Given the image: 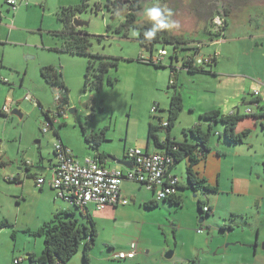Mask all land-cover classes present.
<instances>
[{
	"label": "rangeland",
	"instance_id": "374dc122",
	"mask_svg": "<svg viewBox=\"0 0 264 264\" xmlns=\"http://www.w3.org/2000/svg\"><path fill=\"white\" fill-rule=\"evenodd\" d=\"M107 1L90 0L86 11L76 17L88 23L81 29L90 35L91 53L118 58L117 69L109 72L118 77V83L112 87L104 85L100 91H89L84 90L88 58L61 50L62 39L56 35L63 29L58 19L61 9L76 6L81 0H26L17 9H11L6 0H0V111L4 112V106L8 108L5 115H0V152L5 160L0 166V213L10 224L0 228V264H28L27 252L34 250L35 243L43 246V238L32 232L51 218L53 199L62 203L66 210L73 211L80 224L88 225L82 211L56 198L49 186L48 168L55 161V143L63 141L77 160L82 161L93 155L84 140L83 128L88 133L106 128L100 150L122 157L125 145L145 148L150 122L159 125L167 121L169 97L173 92V88L168 87L172 46H165L168 54L162 61L164 67L156 68L139 61V57L148 58L150 54L138 42L139 31L130 28L126 37L114 32L124 20L127 5L112 13L106 7ZM139 1L142 9L136 13V23H149L144 9L153 6L156 0ZM96 5L99 6L97 10ZM160 6L172 10L171 19L176 26L167 29L170 34L188 39L191 46L199 45L202 58L216 57L215 65L206 66L214 74H189L180 69L182 56L190 54L191 50L179 52L178 61L173 60L183 108L171 128V137L176 141L185 140L182 130L198 123L207 128V122L199 117L211 109H219L222 113L238 109L242 114L251 107L259 117H246L238 123L237 132H248L245 140L238 144L224 139L222 124H213L214 132L221 136H212L207 157L198 166L202 177L210 180L206 181L207 185L215 186L217 192L184 190L183 204L176 207L161 200L153 208H146L145 203L136 204L127 218L121 214L114 222L117 232L112 231V221L97 222L99 235L94 249L103 248L101 257L109 260L111 253H107L105 241L115 238L119 243L125 242L127 239L122 234H132L143 225L142 240L146 247L142 263L136 261L134 264H191V261L199 264L194 247L203 244L202 237H210L213 229L216 237L224 236L225 232L221 229L224 215L214 213L207 215L203 223L198 222L196 199L200 197L209 199L222 214L227 210L234 215L240 214L231 221L238 228L245 226V222L253 227L260 226L258 249L261 252L264 245L261 164L264 152V0H160ZM225 9H228L226 16ZM217 15L227 18V27L224 36L211 42L208 33L216 30L213 19ZM50 65L61 72L67 92L52 87L41 76L42 67ZM254 91L259 93L258 103L251 101ZM26 94L33 96L34 101L26 100ZM57 96L61 98L56 100ZM58 104L61 105L60 113L57 112ZM70 108L74 112H69ZM45 112L52 118V126ZM157 134L163 139L166 131L161 128ZM173 172L186 184L184 161L175 164ZM27 173L34 178L44 176L43 188L37 187L34 178L27 177ZM16 174L20 175V183L12 181ZM125 186L130 194L153 197L135 182L126 181ZM134 204L130 201L129 206ZM88 208L92 214L95 212L90 205ZM199 228L203 229V236L197 233ZM256 231L251 232L252 252L256 246ZM169 251H176L177 261L173 256H165ZM79 255L81 264L80 251L71 259Z\"/></svg>",
	"mask_w": 264,
	"mask_h": 264
},
{
	"label": "trees",
	"instance_id": "16d2710c",
	"mask_svg": "<svg viewBox=\"0 0 264 264\" xmlns=\"http://www.w3.org/2000/svg\"><path fill=\"white\" fill-rule=\"evenodd\" d=\"M90 0H81L76 6L64 7L58 15V19L63 24V29L56 33L62 39L61 50L73 55L86 56L88 58L87 65L84 72V90L100 91L104 85L112 87L118 83V77L111 75L109 72L112 68L117 69L118 58L103 56L101 54H93L90 52L91 39L90 35L83 32L81 28L76 27L73 24V20L78 14L86 11L88 2ZM127 5L128 11L124 15V20L114 29L116 34L126 37L130 28H134L139 31L138 42L141 47L149 51V56L153 55L161 49L165 50L166 45L172 46L173 53L170 56V80L168 87L173 88V92L169 97V105L167 108V121L166 125L162 122L159 125L153 123L148 124L147 128V146H153L158 151H164L167 155L171 156L173 160V166L180 161L185 162V178L186 185L193 193L201 192H217L215 186L211 187L207 185L206 180L200 176L197 172V165L201 160H205L207 153L210 150V141L213 135L221 134L214 132L213 124L220 123L223 126V137L227 142L238 144L242 143L248 135L247 131L237 132L236 128L238 123L246 117L257 118L256 113L246 114L240 113L238 109L231 113H222L219 109H211L200 114V119L207 122V128H203L202 123L195 124L191 128L183 129L182 132L185 136V140L176 141L171 137L170 131L174 123L179 117V114L183 108L182 96L177 90L176 83V68L173 66V60L178 61V53L181 51L191 50V53L181 58V68L186 70L189 74H214L211 70H207L206 66L211 67L216 64V57L213 56L210 60L203 62L202 64H194V58L200 53V47L191 46L190 41L180 36L172 35L167 29L159 31L156 36L148 40L144 37V31L151 28V22L140 24L136 23L138 20L137 12L142 9V5L139 0H108L106 7L112 13H115L116 9H119L123 5ZM99 8L96 5V10ZM225 16L228 15V9H225ZM227 27V21L224 18L223 26L217 31H209V40L212 42L220 36H224V31ZM111 30L110 27L107 28ZM100 40L102 37H97ZM194 41V40H193ZM166 51V50H165ZM139 61L154 65L156 68L164 67L162 62L154 63L150 60L144 61L141 57ZM41 76L49 85L55 88H61L67 92V88L61 78V72L54 66L42 67ZM174 80L171 82V77ZM254 103L260 101L259 96L252 99ZM40 107V104L38 103ZM0 115H5L0 111ZM49 125L52 126V118L48 115V112L44 113ZM164 128L166 135L163 139L158 136V131ZM263 134L264 125L262 124ZM105 129H101L99 132L88 133L85 128L82 130V134L85 142L94 151V157L97 160L105 159L108 155L99 151L101 143L105 141ZM55 135L59 139V133L55 130ZM190 137V138H189ZM264 145V142H263ZM220 154V153H219ZM262 170L264 175V152L262 160ZM3 162L0 161V166ZM27 177L34 178V175L27 173ZM36 178V177H35ZM34 178V180H35ZM13 182H19L17 178L12 179ZM182 189L179 185L176 187V193L167 199L161 201L169 204L181 206L183 198L178 195V190ZM158 204L156 201H149L144 204L146 208L156 207ZM196 208L198 213H205L209 215L211 207L208 206L205 200L197 199ZM75 209L82 211L81 208L73 206ZM208 207L206 211L203 208ZM82 215L88 221V225L80 224L75 218V214L71 210L56 211L52 217L39 226L33 235L41 236L43 238V249L40 254L29 253L27 254L28 264H66L70 261L72 256L77 253L80 245L83 243V252L81 257V264H91L90 251L97 239L98 232L95 223L89 214ZM231 215L229 222L233 221ZM10 224L5 218H1L0 213V228L8 227ZM232 228L231 226H222V230Z\"/></svg>",
	"mask_w": 264,
	"mask_h": 264
},
{
	"label": "built area",
	"instance_id": "2783aa9c",
	"mask_svg": "<svg viewBox=\"0 0 264 264\" xmlns=\"http://www.w3.org/2000/svg\"><path fill=\"white\" fill-rule=\"evenodd\" d=\"M6 3L12 8L17 7L26 0H6ZM215 31L219 30L224 24V18L217 15L213 19ZM200 47L199 45H197ZM167 51L161 49L149 56L141 58L144 61L150 60L154 63L162 62L167 55ZM215 56V55H213ZM213 56L202 58L197 55L194 58V64H202L210 60ZM3 81H6L5 79ZM172 82V80H171ZM261 82V81H259ZM258 91H254L251 98H257ZM61 97L57 96L56 100ZM26 100L34 101L30 94L25 95ZM61 105L58 104L60 113ZM156 108H153L155 111ZM3 111L7 112L8 108L3 107ZM246 114L253 113L252 108L245 110ZM163 125H166L164 122ZM55 161L50 167V183L49 186L55 192L56 198L62 199L72 206H77L82 210L87 209L88 205H92L94 210L102 211L107 206L117 205L118 203L125 205L128 200L121 195V184L123 181H132L151 190L156 200H163L171 197L176 193V187L179 185V178L171 173L173 160L171 156L164 151L146 152L139 147H128L125 150L124 159L128 161L131 167L107 168L103 166L95 157H85L82 161L77 160L71 150L66 148L60 141L54 145ZM2 155L0 152V161ZM45 183L44 176L35 178V185L39 188ZM208 207L203 208L206 211ZM203 232L202 228L197 229ZM137 253V243L130 242L127 251H118L114 254V258L118 260L131 259ZM15 263H18L15 260Z\"/></svg>",
	"mask_w": 264,
	"mask_h": 264
},
{
	"label": "crops",
	"instance_id": "0c3cea01",
	"mask_svg": "<svg viewBox=\"0 0 264 264\" xmlns=\"http://www.w3.org/2000/svg\"><path fill=\"white\" fill-rule=\"evenodd\" d=\"M226 21H227V18H226ZM231 112H229V113H231ZM61 143L64 144L63 141ZM147 145L148 144H147V139H146L145 148H142V147H139V148H141L142 150L149 152V153L157 151L153 146H151V145L147 146ZM150 147H152V151H149ZM127 148L128 147L126 145L123 147L122 157L121 156L116 157L114 154H111V152H109L107 150L101 151L100 147H99V151H101L105 155L112 156L116 159H123L124 154H125V150ZM90 157H94V151H93V155ZM106 159H107V157L105 159H100L98 161L103 166H106L107 168L122 169L123 167H126V166L118 165L116 163H114V164L118 165L116 167L114 165L113 166L109 165L108 162L106 161ZM1 162L5 163V160H3V158H2ZM51 166H52V163H51L50 167ZM50 167L48 168L49 172H50ZM174 167L175 166H172L171 173L173 175L177 176L173 172ZM28 170H29V168L27 167L26 171H28ZM196 170L200 174V176L202 177L201 172H200V167L198 165H197ZM40 176H42V175H40ZM16 178L19 181L18 183H20L21 178H20L19 174H16ZM205 180L208 182L210 181L207 179H205ZM125 182L126 181H123L121 184V195L128 200L127 204L122 205V204L118 203L117 205H110V206H107L102 211H96L93 209L95 211L93 214L88 207H87V209L82 210L83 213H85V214L87 213V214L91 215V217L95 223V226H96L97 222H102V221L103 222H111L112 221V226H111L112 231L117 232V228L114 226V222L116 220H119V218L121 217V214H123V216L125 218H127L129 215V212H131L133 209H135L137 207L136 204H139V206H140V205H142V203H146L148 200L149 201H156L158 204V200H156L154 198V194L151 190L146 189L148 192L151 193V195L153 197H151L149 195L139 196V194H137V193L136 194H130V193H128V190L126 189ZM129 182H132V181H129ZM44 185L45 184H43V186ZM43 186L41 187V189L43 188ZM140 186H142V185H140ZM179 186L182 187V189L178 190V195H180L183 198L182 192L184 190H187L188 188L184 182L180 181V179H179ZM142 187H144V186H142ZM180 190H182V191H180ZM129 199H130L132 204H134L136 202L133 205V207L129 206V203H130ZM197 199L203 200L200 197H197ZM197 199H196V201H197ZM205 201L207 202L208 206L211 207V212L209 213V215L214 214V213L218 214V215H224L223 216L224 222L222 225L231 226L232 228L225 227L223 229L225 231L224 236L219 235L216 237L214 234L215 230L213 229V232H211L210 237H208V238L202 237L203 244L199 248L194 247V251H196L197 262L199 264H264V245H263V249L261 250V252L258 249L259 244H260V241H259V235H260V229H261L260 226L253 227L252 225L245 222V224H246L245 226L241 225L238 228V226L236 224H234V222H229L227 220L228 219L227 215H230V216L234 215V214H232L233 212L231 210H227L226 212H224L225 214H222L218 210L217 207L216 208L213 207V205L211 204V201L209 199H206ZM163 203H167V202H163ZM67 204L70 205L69 203H67ZM167 204L170 206H174V207L177 206V205H173V204H169V203H167ZM256 204L258 205L259 202L258 203L256 202ZM90 206L93 207L92 205H90ZM121 207H123V208L121 209ZM60 210H66V208L64 207V205L62 203L58 202L56 199H53L51 209H50L51 217L56 211H60ZM204 215H205V213H198V222L199 223L204 222L205 218L202 219V217ZM235 215L238 216L240 214H235ZM200 219H202V220L200 221ZM101 225H102V227H106V224H101ZM178 225L180 227V223H178ZM178 225H175V227H178ZM189 225H192V223L191 224L189 223ZM254 230H257L256 231L257 232V240L254 243L256 246L252 252V246H253L252 239L253 238L251 236V232ZM142 232H143V225L141 228H136V232H132V234H122L127 239L125 242L119 243L115 238H112L111 240H106L104 247H106L108 249L107 253H111L109 260H108V258L105 259V258L101 257V255H103V251H102L103 248L101 250L99 248V251H96V249H94V246H95V243H94V245L90 251L91 264H109V263H107V261H111V260H115L116 262H118V263H113V264H134V263H136V261L142 263L143 254H144L143 253L144 247H146V243H144L142 240ZM197 233H199V235L203 236L204 231L201 233L197 231ZM98 235H99V233H98ZM132 241H135L137 243V253L133 258L118 260V259H115L113 257L114 254L118 251H127L129 249V244ZM42 249H43V246L41 243H35L34 250L27 252V254H29V253L40 254ZM78 251H80L82 254L83 243L80 245ZM212 251H213V254H212ZM219 254H220V256H218ZM192 255H193V250H192ZM171 256L174 257V260H176V261L178 260V258L176 257V251H175V253L172 251V254L170 255V257ZM185 258H192V256H187ZM70 260H72V259H70ZM79 260H80V255H79V257H75V259L67 262L66 264H80ZM189 261H191V260H189ZM161 263H162V261H161ZM191 264H196V263H195V261L194 262L191 261Z\"/></svg>",
	"mask_w": 264,
	"mask_h": 264
},
{
	"label": "clouds",
	"instance_id": "9594fccd",
	"mask_svg": "<svg viewBox=\"0 0 264 264\" xmlns=\"http://www.w3.org/2000/svg\"><path fill=\"white\" fill-rule=\"evenodd\" d=\"M172 15L171 9L160 6V0H156L153 6L145 8L144 16L152 26L144 31V37L151 40L159 31L176 26V22L171 19Z\"/></svg>",
	"mask_w": 264,
	"mask_h": 264
},
{
	"label": "water",
	"instance_id": "95a60500",
	"mask_svg": "<svg viewBox=\"0 0 264 264\" xmlns=\"http://www.w3.org/2000/svg\"><path fill=\"white\" fill-rule=\"evenodd\" d=\"M73 24H74L76 27H78V28H82L83 26L87 25L88 23H87V22H84V21H82V20H80V19H78V18H75V19L73 20ZM69 112H71V113L74 112V109L70 108V109H69ZM12 113H14V114H19V112H18L17 110H12ZM106 161H107L108 163H116V164L121 165V166L131 167L130 163H129L128 161H126L124 158H123V159H116V158H114V157H112V156H107ZM206 216H207V214H205V215L202 217V219L205 218ZM202 219H200V221H201ZM223 231H224V230H223ZM171 254H172V251H169V252H167V253L165 254V256H166V257H170Z\"/></svg>",
	"mask_w": 264,
	"mask_h": 264
}]
</instances>
